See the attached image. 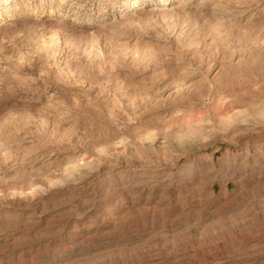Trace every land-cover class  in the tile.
Wrapping results in <instances>:
<instances>
[{
	"label": "rangeland",
	"instance_id": "obj_1",
	"mask_svg": "<svg viewBox=\"0 0 264 264\" xmlns=\"http://www.w3.org/2000/svg\"><path fill=\"white\" fill-rule=\"evenodd\" d=\"M0 264H264V0H0Z\"/></svg>",
	"mask_w": 264,
	"mask_h": 264
},
{
	"label": "bare ground",
	"instance_id": "obj_2",
	"mask_svg": "<svg viewBox=\"0 0 264 264\" xmlns=\"http://www.w3.org/2000/svg\"><path fill=\"white\" fill-rule=\"evenodd\" d=\"M160 8H161V9H158L159 11L165 10V9H162V8H164V6H161Z\"/></svg>",
	"mask_w": 264,
	"mask_h": 264
}]
</instances>
